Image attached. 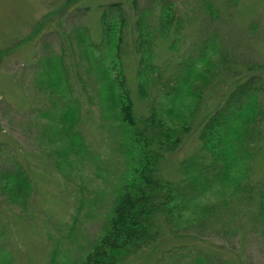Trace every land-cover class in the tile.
Instances as JSON below:
<instances>
[{
	"label": "rangeland",
	"instance_id": "374dc122",
	"mask_svg": "<svg viewBox=\"0 0 264 264\" xmlns=\"http://www.w3.org/2000/svg\"><path fill=\"white\" fill-rule=\"evenodd\" d=\"M111 1H118L123 11L120 66L135 115L147 114L149 105L159 98L160 87L166 85L168 89L174 74L185 69L189 61L194 63L190 76L203 70L209 75L200 91L196 119L213 108L233 85L238 75L229 77L232 67L242 70V79L245 63H264V0H78L71 5L66 0H0V163L4 165L10 155L18 157L29 168L32 184L25 213L0 196V245L10 251L12 264H62L65 253L75 256L76 240L71 232L80 243L97 236L101 214L113 199L118 173L127 168L123 159L132 146L114 133L115 120L102 118L94 96L93 78L98 70L76 37L83 28L89 40L97 44L99 13ZM162 6L173 13L171 26L168 32H155L151 38V60L158 72L147 87V96L141 97L135 72L140 54L136 47L138 27L158 25ZM48 50L55 55L61 52L66 66V75L60 72L57 76L61 89L67 91L68 82L79 99L76 130L81 142L72 138L74 146L69 145L68 132L62 126L60 104L64 99L55 88L53 96L47 94L51 92V72L40 73ZM204 59L212 69H204ZM75 73L88 78L86 93L92 94L91 101ZM185 85L181 84L182 95L175 98L178 108L193 98ZM196 133L193 125L175 149L162 151L159 173L174 182L182 177L179 160L197 152ZM115 139L124 149L122 155ZM262 176L264 139L256 145L246 178L254 183ZM233 189L234 180L228 177L211 183L186 202L180 221L187 225L184 237L202 248L220 246L228 255L226 245L231 242L244 263L264 264V229L252 221V207H247L254 202L242 199L235 204L241 226L235 235L226 236L208 221H197L200 210L232 198ZM94 197L96 204L91 201ZM153 259L152 252H143L131 255L125 264H152Z\"/></svg>",
	"mask_w": 264,
	"mask_h": 264
},
{
	"label": "trees",
	"instance_id": "16d2710c",
	"mask_svg": "<svg viewBox=\"0 0 264 264\" xmlns=\"http://www.w3.org/2000/svg\"><path fill=\"white\" fill-rule=\"evenodd\" d=\"M76 1L66 0L69 5ZM106 7L101 9L98 17L100 39L97 44L89 40L83 28L77 31L76 37L82 43V51L98 70L93 78L96 82L94 96L102 118L110 122L115 120L114 133L128 139L132 148L127 149V159H123L127 168H122L118 173L113 186V199L101 214L100 232L85 243H80L72 231L70 236L76 240V254L71 256L65 253L62 264H125L131 255L143 252L153 253L152 264H251L242 261L238 249L231 242L226 245L229 255L220 246L210 249L202 248L199 243L194 244L190 238L184 237L183 231L187 225H182L180 221L183 220L181 208L185 207L186 202L211 183L232 177L233 197L204 207L197 221H208L212 227L225 232L226 236L235 235L241 227L235 204L244 199L248 203L254 202L253 206H247L252 207V221L259 225L261 223L264 229V176L254 183L246 178L256 145L264 139V63H245L246 74L242 79L239 77L242 70L237 71L236 67H232L229 77L238 75L233 85L213 108L196 119L200 91L208 82L209 75L203 70L190 76L194 63L189 61L184 65L185 69L183 67L182 71L174 74L175 78L168 89L164 88L166 85L160 87L159 98L155 104L149 105L148 113L135 115L130 90L120 66L123 11L118 1L108 2ZM209 10L213 12L212 7ZM171 12L169 7L162 6L158 25L148 29L138 27L136 47L140 54L135 72L137 91L141 97L147 96V87L158 72L151 60V38L155 32H168ZM51 51L48 50L45 62L40 63V73L41 70L51 72L52 80H48L51 92L47 94L53 96L55 88L58 96L64 99L60 104V116L62 126L69 135V145H73L72 138L80 141L76 130L80 119L79 99L74 96L68 82L67 91L61 89L62 83L57 76L60 72L66 75V66L63 65L61 52L55 55ZM201 61L204 69H212L208 60ZM76 78L86 99L91 101L92 94L86 93L88 78L80 74H76ZM182 83H186L184 87L191 91L193 98L178 108L175 98L182 95ZM108 125L112 127L109 122ZM193 125L197 128V152L179 160L182 177L174 182L159 173L157 163L162 151L175 149ZM116 142L122 155L124 149L118 140ZM131 151L133 155H130ZM9 158H6L4 165L0 163V196L9 204L19 206L20 213H25L32 191L29 168H25L18 157L10 155ZM56 169L68 178L61 168ZM101 169L96 168L98 171ZM96 199H91L92 204H96ZM243 209L246 208L240 210ZM2 234L0 229V237ZM234 239L237 242L239 237ZM0 264H12L10 251L2 245Z\"/></svg>",
	"mask_w": 264,
	"mask_h": 264
}]
</instances>
